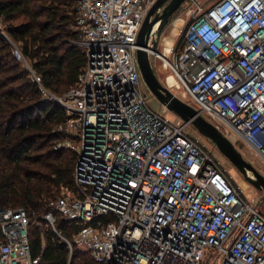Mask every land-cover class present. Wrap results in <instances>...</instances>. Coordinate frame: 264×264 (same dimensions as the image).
Returning a JSON list of instances; mask_svg holds the SVG:
<instances>
[{"label":"built area","instance_id":"obj_1","mask_svg":"<svg viewBox=\"0 0 264 264\" xmlns=\"http://www.w3.org/2000/svg\"><path fill=\"white\" fill-rule=\"evenodd\" d=\"M157 1L75 0L86 65L61 96L41 87L68 116L70 135L54 149L75 154L73 184L42 212L0 205V264H41L45 245L34 255L29 235L44 224L66 264L77 251L95 264H264V213L188 124L152 110L140 91L138 36ZM178 19L170 53L151 56L179 98L264 162V0H187L172 30ZM0 34L29 68L1 20ZM58 217L79 230L65 235Z\"/></svg>","mask_w":264,"mask_h":264},{"label":"trees","instance_id":"obj_2","mask_svg":"<svg viewBox=\"0 0 264 264\" xmlns=\"http://www.w3.org/2000/svg\"><path fill=\"white\" fill-rule=\"evenodd\" d=\"M75 10V0H0V20L30 68L15 58L11 44L0 34L3 207L41 212L56 198V191L73 184L75 154L54 149L65 137L62 127L68 116L59 104L46 98L41 87L61 96L76 83L86 65L85 53L74 44L78 39V32L71 28ZM57 227L69 237L79 230L60 217ZM29 236L32 252L37 255L42 245L40 230L32 228ZM45 243L41 264H66L65 245L50 234ZM80 261L95 264L89 255Z\"/></svg>","mask_w":264,"mask_h":264},{"label":"water","instance_id":"obj_3","mask_svg":"<svg viewBox=\"0 0 264 264\" xmlns=\"http://www.w3.org/2000/svg\"><path fill=\"white\" fill-rule=\"evenodd\" d=\"M185 1L187 0H158L147 15L138 36L140 48L137 58L143 79L163 105L176 113L186 124L193 125L202 136L211 140L250 184L258 190L264 191V175L244 158L235 144L213 123L204 118L191 104L179 98L163 85L155 72L148 50L155 49L158 38ZM159 10H162V13ZM154 29L155 32H153ZM152 35L156 36L152 40V47H150Z\"/></svg>","mask_w":264,"mask_h":264},{"label":"rangeland","instance_id":"obj_4","mask_svg":"<svg viewBox=\"0 0 264 264\" xmlns=\"http://www.w3.org/2000/svg\"><path fill=\"white\" fill-rule=\"evenodd\" d=\"M213 1L215 0H202V2L206 4L212 3ZM22 20L23 19L18 20V23ZM172 25L173 23H169V25L166 26L162 35L158 38L157 46L155 47V49L164 51L163 48L164 46H166V42L177 41V39L174 37L175 35L172 30ZM71 28L75 30V27L73 25L71 26ZM151 61L154 66L155 72L162 84L168 87L175 95L180 94V90H177L175 89V86H172L173 84L171 83L174 77L171 75V72L164 66V64L161 61L157 60L154 56H151ZM140 91L145 96L147 104L152 110L161 113L170 121L178 122L179 120H181V118L176 113L169 110L165 105L161 103V101L149 89L144 79L141 80ZM62 128L65 137L69 136L70 131L69 127H67V123ZM187 130L192 138L198 140L201 144L206 147V149L213 156V158L219 163L226 176L230 178L236 186H242L243 189H245V194L255 201L257 209L264 213V191H260L252 184H250L245 179L244 175L231 163V161L219 151L217 146L211 140L202 136L193 125H189ZM235 146L243 154L244 158L250 163H252L258 169V171H260V173L264 175V162L261 160V158L258 155L254 154L252 150L242 140H240L239 143ZM63 188L66 187H61L58 191L55 190L56 194L54 195L58 196L63 190ZM41 229L44 230L43 232L45 233V236H47L48 234H50L51 236V230L45 224L42 225L39 230L41 231ZM43 244L46 245L45 238L42 239V245ZM85 256H87V253L77 251L76 255H73L72 264L74 262V264H81L80 260L82 257Z\"/></svg>","mask_w":264,"mask_h":264},{"label":"bare ground","instance_id":"obj_5","mask_svg":"<svg viewBox=\"0 0 264 264\" xmlns=\"http://www.w3.org/2000/svg\"><path fill=\"white\" fill-rule=\"evenodd\" d=\"M183 25V21L182 19H178L176 21V24H175V27L173 28V32H174V35H177V33L179 32V29L182 27ZM174 42H166V46L164 48V53L165 54H169L170 53V47L171 45H173ZM171 84H177L175 80L172 79V83ZM242 187V186H241ZM245 190V189H244Z\"/></svg>","mask_w":264,"mask_h":264}]
</instances>
